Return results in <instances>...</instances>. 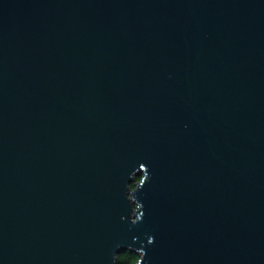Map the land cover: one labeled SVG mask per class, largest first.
Masks as SVG:
<instances>
[{"label": "water", "instance_id": "95a60500", "mask_svg": "<svg viewBox=\"0 0 264 264\" xmlns=\"http://www.w3.org/2000/svg\"><path fill=\"white\" fill-rule=\"evenodd\" d=\"M122 251L264 264V0H0V264Z\"/></svg>", "mask_w": 264, "mask_h": 264}, {"label": "trees", "instance_id": "16d2710c", "mask_svg": "<svg viewBox=\"0 0 264 264\" xmlns=\"http://www.w3.org/2000/svg\"><path fill=\"white\" fill-rule=\"evenodd\" d=\"M140 179L138 178L137 181ZM134 187V185H132ZM139 259V256L128 251H122L117 256V264H135Z\"/></svg>", "mask_w": 264, "mask_h": 264}]
</instances>
